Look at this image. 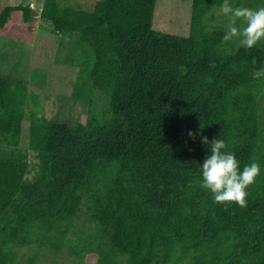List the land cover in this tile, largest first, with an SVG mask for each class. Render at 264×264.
Wrapping results in <instances>:
<instances>
[{
  "label": "trees",
  "instance_id": "1",
  "mask_svg": "<svg viewBox=\"0 0 264 264\" xmlns=\"http://www.w3.org/2000/svg\"><path fill=\"white\" fill-rule=\"evenodd\" d=\"M221 2L192 0L184 36L155 27L158 0H99L91 11L44 0L40 17L75 36L89 111L85 122L52 121L28 108L39 99L26 80L0 74V264H14L13 247L69 246L83 206L97 232L79 236L92 239V264H264V79L252 77L264 43H222L204 21ZM15 11L36 18L29 4L9 5L0 30ZM202 137L223 139L241 170L259 162L246 207L200 187Z\"/></svg>",
  "mask_w": 264,
  "mask_h": 264
},
{
  "label": "rangeland",
  "instance_id": "2",
  "mask_svg": "<svg viewBox=\"0 0 264 264\" xmlns=\"http://www.w3.org/2000/svg\"><path fill=\"white\" fill-rule=\"evenodd\" d=\"M85 10H93L99 0H58ZM255 0H236L235 6L256 8ZM44 0H0V12L9 5L29 4L34 9L35 20L28 24L23 20L21 11H15L6 27L0 30V74L28 82L32 96L38 95L37 106L30 98L28 108H36L52 121L64 123L85 122L88 116L89 91L86 81L80 76V65L76 62L77 46L75 36H64L54 31L52 23L41 18ZM219 6L205 17L204 21L212 32L223 31L227 19L218 15ZM192 14V0H158L155 12V27L178 35H188ZM239 44L235 42V48ZM43 77L35 79L36 73ZM95 102L99 110L108 105V98L100 91L94 92ZM264 111V97L262 99ZM29 121L23 122L24 147L28 146ZM31 162L36 159L31 153ZM76 228L68 235L69 246L56 250L36 245L13 247L14 264H92L85 251L86 243L79 241V236L94 237L97 232L95 223L91 221L88 209L83 206L75 219ZM93 242L91 243V245ZM75 251L79 252L75 254Z\"/></svg>",
  "mask_w": 264,
  "mask_h": 264
},
{
  "label": "clouds",
  "instance_id": "3",
  "mask_svg": "<svg viewBox=\"0 0 264 264\" xmlns=\"http://www.w3.org/2000/svg\"><path fill=\"white\" fill-rule=\"evenodd\" d=\"M213 11H216V6ZM217 14L227 19L222 43L237 42L245 49L264 43V6H235L232 0H222ZM252 63L255 65V59ZM252 77L256 80L264 79V67L254 68ZM201 128H204L202 123ZM188 135L195 140L194 132L190 131ZM201 142L207 146L209 154L200 165V187L210 192L214 203L218 205L237 204L246 207L247 189L261 174L259 162L253 159L241 170L240 161L233 152L227 150L223 139L215 138L210 142L207 137H202Z\"/></svg>",
  "mask_w": 264,
  "mask_h": 264
}]
</instances>
